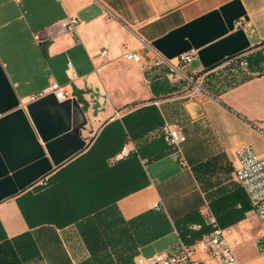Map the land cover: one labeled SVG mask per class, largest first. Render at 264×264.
<instances>
[{
  "label": "crops",
  "instance_id": "1",
  "mask_svg": "<svg viewBox=\"0 0 264 264\" xmlns=\"http://www.w3.org/2000/svg\"><path fill=\"white\" fill-rule=\"evenodd\" d=\"M69 16L78 36L36 42ZM263 42L264 0H0V264L82 263L78 223L98 209L130 220L160 204L174 222L212 216L211 201L226 223L244 214L230 223L238 264H264L233 177L240 147L264 154ZM126 47L142 60L124 58ZM192 49L173 80L151 55L176 63ZM55 82L64 101L31 99ZM166 126L186 137L177 148ZM170 236L169 252L175 230L149 245Z\"/></svg>",
  "mask_w": 264,
  "mask_h": 264
},
{
  "label": "built area",
  "instance_id": "2",
  "mask_svg": "<svg viewBox=\"0 0 264 264\" xmlns=\"http://www.w3.org/2000/svg\"><path fill=\"white\" fill-rule=\"evenodd\" d=\"M79 19L69 16L61 19L47 28L34 33V38L39 45H45L54 41L62 35L78 36ZM146 45V44H144ZM154 64L167 65L170 68L168 77L175 79L182 75V67L190 64L196 54L192 49L180 54L177 62L172 63L170 60L157 52H151ZM107 50L101 51V56H106ZM124 58L134 62L142 60L141 53L136 49L125 48ZM240 65L243 68L248 67V61L242 60ZM68 71L72 76H76V71L71 62L68 63ZM66 86L57 82L51 84L47 89L31 97L36 100L40 97L53 94L59 101L66 99ZM200 89V86H198ZM166 142L177 148L186 137L181 133L179 128L166 126L164 131ZM174 156L179 159V150L174 151ZM237 166L235 167L234 177L237 183L245 190L253 206L254 213L258 219L261 228L262 251L264 252V154H259L252 145H243L236 152ZM42 185L47 183L41 182ZM156 210L164 211L160 204L155 206ZM204 223L211 226V231L204 234L200 239L193 243H187L179 239V243L169 252H162L150 257H144L141 254L135 258L136 264H209L203 257L198 254H204L212 264H238L237 256L228 242L227 236L231 234L230 227L223 228L215 220L214 216L204 217ZM202 223H193L189 226L192 232L203 230Z\"/></svg>",
  "mask_w": 264,
  "mask_h": 264
},
{
  "label": "trees",
  "instance_id": "3",
  "mask_svg": "<svg viewBox=\"0 0 264 264\" xmlns=\"http://www.w3.org/2000/svg\"><path fill=\"white\" fill-rule=\"evenodd\" d=\"M264 43V42H263ZM133 154V153H132ZM210 210L216 222L223 228L243 219V215L224 222L227 216L217 203L210 202ZM202 223L203 230L192 232L189 226ZM89 257L80 264H136L134 257L145 246L169 235L174 230L187 243H193L211 231L204 223V216L194 211L172 222L164 211L149 210L133 219L121 216L118 209H98L78 223Z\"/></svg>",
  "mask_w": 264,
  "mask_h": 264
},
{
  "label": "rangeland",
  "instance_id": "4",
  "mask_svg": "<svg viewBox=\"0 0 264 264\" xmlns=\"http://www.w3.org/2000/svg\"><path fill=\"white\" fill-rule=\"evenodd\" d=\"M258 148L261 149V150H263L264 149V144L258 145ZM234 179H235V177H234ZM253 233H256V231L254 230ZM227 239H228L229 244L231 245V247L233 248V250H234V252L236 254V250H237L236 247L238 246V244H237L238 242H237V238L235 236V233L234 232H231V234H228ZM176 242H177V238L174 237V236H170L168 238L162 239L161 241H159L155 245H147L148 247L147 246L144 247L142 253L145 256H150V255H153V254L158 253V252L160 253V252H163V251H166V250L170 249ZM256 242L259 245L258 246L259 251L260 252H263L262 251V243H261L262 241H261L260 237L257 239ZM250 245H249L248 250L250 252H252V248L250 247ZM136 256L134 257V261H135Z\"/></svg>",
  "mask_w": 264,
  "mask_h": 264
}]
</instances>
